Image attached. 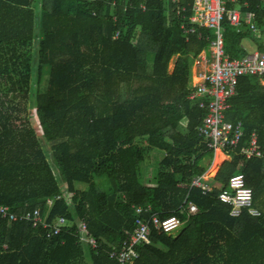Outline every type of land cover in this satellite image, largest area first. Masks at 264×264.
Segmentation results:
<instances>
[{"label":"trees","instance_id":"16d2710c","mask_svg":"<svg viewBox=\"0 0 264 264\" xmlns=\"http://www.w3.org/2000/svg\"><path fill=\"white\" fill-rule=\"evenodd\" d=\"M194 3L0 0V206L67 220L46 235L27 221L0 219V264H118L111 251L137 218L149 219L136 213L148 206L184 224L175 234L153 228L128 264H264V156L241 152L256 133L264 153L261 76L242 75L230 100L226 118L243 125L238 147L224 151L232 158L193 186L215 157L201 133L208 109L190 100L194 61L209 47L198 34L210 35L192 22ZM227 7L239 10L240 21L222 22L225 54L242 60L250 54L242 42L255 41L245 16L253 13L264 32V0ZM257 45L264 52V41ZM153 148L165 156L157 182L144 183L142 164ZM237 173L259 215L243 208L232 216L219 199ZM81 223L98 249L80 241Z\"/></svg>","mask_w":264,"mask_h":264},{"label":"built area","instance_id":"2783aa9c","mask_svg":"<svg viewBox=\"0 0 264 264\" xmlns=\"http://www.w3.org/2000/svg\"><path fill=\"white\" fill-rule=\"evenodd\" d=\"M229 0H195L192 22L212 31L213 37L205 36L210 45L211 58L207 71L199 73L201 82L194 87L190 100L200 102L202 107L208 109V114L201 127V133L211 149L223 151L227 148L238 147L243 137V125L227 120L226 112L230 108V100L237 90L239 78L242 75H258L264 79V52L256 50L251 52L242 60H230L226 57L222 22L225 17L231 26H238L240 21V12L237 9H228ZM141 8L145 10V5ZM247 24L257 38H261L260 28L255 22V15L247 13L245 16ZM187 34L196 33L195 28H186ZM241 152L248 157L264 156L263 151L258 146V136L253 133L248 146H243ZM203 177L196 176L193 180V186H203ZM228 188L222 190L219 194L221 202L232 206L231 214L238 216L243 208H249L251 214L259 215V212L252 209L253 190L246 183L243 173H237L230 177ZM211 187L207 186L206 190ZM56 199H48L47 206H52ZM136 213L142 216L147 213L149 219L141 217L136 220V227L130 237H128L119 248L111 251L110 256L118 260V264L133 263L139 256L136 249L140 243L149 242L150 234L154 229H160L169 234L177 233L184 222L177 216L163 219L158 213H154L151 206L147 208L138 207ZM182 213H188L184 209ZM190 213H197V207L191 204ZM0 219H5L9 223L18 221H27L33 228H40L46 235L59 233L66 225L67 220L60 216L53 222H48L42 217L38 209L25 212L23 215H17L7 206H0ZM81 242L89 243L93 248L100 247L99 240L88 234V226L81 223L79 235Z\"/></svg>","mask_w":264,"mask_h":264},{"label":"rangeland","instance_id":"374dc122","mask_svg":"<svg viewBox=\"0 0 264 264\" xmlns=\"http://www.w3.org/2000/svg\"><path fill=\"white\" fill-rule=\"evenodd\" d=\"M255 45H253V47H252V49H255ZM173 63L174 62H172L171 63V67H170V69L172 70V68H173ZM196 70V71H195ZM198 72V67L195 65V67H194V70H193V73L195 74L194 75V79H193V81H194V83H196V81H195V76L197 75V78H198V74H199V72ZM199 79V78H198ZM33 120V122L35 123V124H37V122H38V118L35 116V118H33L32 119ZM187 118L186 119H184V124L186 125L187 124ZM225 150H223V152H224ZM150 153V154H149ZM148 154V157H147V159L144 161V163L142 164V175H143V182L144 183H156L157 182V178H158V175H159V171H160V169H161V160L163 159V157L165 156L164 154H165V152L164 151H162L161 149H159V148H153V149H151L150 150V152H149ZM225 153V152H224ZM226 154V153H225ZM232 157H231V155H229L228 157L226 156V160L227 159H231ZM225 159H220L219 158V156H218V166L216 167V171L215 172H213V173H211L212 172V167H213V164H214V161H215V157H214V161H213V163H212V165H211V167H210V170H209V172H208V174H207V176H206V178H210V177H213V176H215L216 175V173L218 172V169H219V167H220V165L223 163V161L225 160ZM209 162V160L208 159H206V164ZM106 179V177H100L99 179H97L96 181L97 182H101V181H103V182H105L104 180ZM81 187V186H80ZM107 188V187H106Z\"/></svg>","mask_w":264,"mask_h":264},{"label":"crops","instance_id":"0c3cea01","mask_svg":"<svg viewBox=\"0 0 264 264\" xmlns=\"http://www.w3.org/2000/svg\"><path fill=\"white\" fill-rule=\"evenodd\" d=\"M235 3L236 2V0H229V2L228 3ZM233 9H235V8H233ZM239 11V10H238ZM257 24V23H256ZM258 25V24H257ZM259 26V25H258ZM250 27V26H249ZM260 28V27H259ZM250 30H251V28H250ZM252 31V30H251ZM194 34V33H193ZM252 34H253V37H254V39H255V41H253V39H245L243 42H242V47H244V49L248 52V54L249 53H251V52H254V51H256V50H258V45H257V42H261V41H264V32H263V30H261L260 29V34H261V38H257L256 36H255V34H254V31H252ZM208 36H211V37H213V34H212V31H210V35H208ZM198 37H199V39H205V37H204V35L202 34V33H199L198 34ZM206 40V39H205ZM207 41V40H206ZM209 44V43H208ZM253 45H255L256 47H255V49H252V47H253ZM210 58H211V52H210V45H209V47H208V49L207 50H205V51H203L196 59H195V61H194V65H193V68H192V81H191V83H192V86L193 87H195V86H197L200 82H201V78H199V74H198V78H197V75L195 76V81H196V83H194V81H193V77H194V73H193V70H194V67H195V65L198 67V72L200 73V72H203V71H207L209 68H210V66H209V63H210ZM228 58V57H227ZM173 68H174V63H173ZM173 68H172V70H173ZM196 71V70H195ZM197 72V73H198ZM261 78V80H263V83H264V79H263V77H260ZM228 120V119H227ZM230 121V120H229ZM221 152H223V151H221ZM224 153V152H223ZM225 154V153H224ZM216 153H215V158H216ZM227 157L229 156L228 154H225ZM227 160H229V159H227ZM226 161V159L223 161V163ZM222 163V164H223ZM221 164V165H222ZM221 165H220V167H221ZM220 167H219V169H220ZM218 169V170H219ZM210 170V169H209ZM209 172V171H208ZM208 174V173H207ZM207 174H205V179H208V178H206V176H207ZM217 174V173H216ZM209 187H211L212 188V186H209ZM232 215V214H231ZM233 216V215H232Z\"/></svg>","mask_w":264,"mask_h":264},{"label":"bare ground","instance_id":"6f19581e","mask_svg":"<svg viewBox=\"0 0 264 264\" xmlns=\"http://www.w3.org/2000/svg\"><path fill=\"white\" fill-rule=\"evenodd\" d=\"M216 154H217V155H216V158H215L214 163H215V162L218 163V156H219V158H220L221 160L226 158V155H225L223 152H221L220 150H217ZM213 165H214V164H213Z\"/></svg>","mask_w":264,"mask_h":264}]
</instances>
